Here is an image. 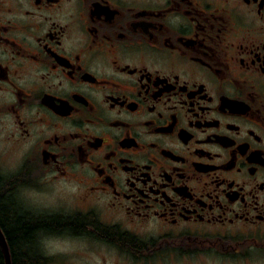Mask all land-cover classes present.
Wrapping results in <instances>:
<instances>
[{
	"label": "flooded vegetation",
	"instance_id": "obj_1",
	"mask_svg": "<svg viewBox=\"0 0 264 264\" xmlns=\"http://www.w3.org/2000/svg\"><path fill=\"white\" fill-rule=\"evenodd\" d=\"M27 188L36 264L45 236L264 264V0H0V194Z\"/></svg>",
	"mask_w": 264,
	"mask_h": 264
},
{
	"label": "trees",
	"instance_id": "obj_2",
	"mask_svg": "<svg viewBox=\"0 0 264 264\" xmlns=\"http://www.w3.org/2000/svg\"><path fill=\"white\" fill-rule=\"evenodd\" d=\"M34 225L28 218L27 207L20 206L12 194H0V227L9 247L11 264H36L37 250L31 239ZM0 264H5L1 247Z\"/></svg>",
	"mask_w": 264,
	"mask_h": 264
},
{
	"label": "rangeland",
	"instance_id": "obj_3",
	"mask_svg": "<svg viewBox=\"0 0 264 264\" xmlns=\"http://www.w3.org/2000/svg\"><path fill=\"white\" fill-rule=\"evenodd\" d=\"M12 167L15 162L9 163ZM24 193L19 196L21 201L25 204V207L28 208V188L23 190ZM45 198H42L44 200ZM42 249L45 252L51 254L54 259H51V264H90L91 258L93 256L89 252H85V244L80 240L68 239L60 236H45L41 240ZM63 258L62 259L60 258Z\"/></svg>",
	"mask_w": 264,
	"mask_h": 264
},
{
	"label": "water",
	"instance_id": "obj_4",
	"mask_svg": "<svg viewBox=\"0 0 264 264\" xmlns=\"http://www.w3.org/2000/svg\"><path fill=\"white\" fill-rule=\"evenodd\" d=\"M0 247L2 249V253L4 257V263L11 264V256H10L9 247H8L5 235L1 227H0Z\"/></svg>",
	"mask_w": 264,
	"mask_h": 264
}]
</instances>
